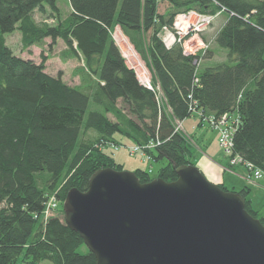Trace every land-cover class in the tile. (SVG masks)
I'll return each instance as SVG.
<instances>
[{"label":"trees","instance_id":"16d2710c","mask_svg":"<svg viewBox=\"0 0 264 264\" xmlns=\"http://www.w3.org/2000/svg\"><path fill=\"white\" fill-rule=\"evenodd\" d=\"M58 2L0 0V264H96L66 224L63 203L73 189L86 192L96 171L124 169L114 158L116 149L128 148L123 138L145 160H167L157 178L172 182L178 167H197L195 143L178 123L197 113L217 120L230 114L237 120L234 157L264 172V0H164L165 14L158 0H69L65 18ZM191 12L212 17L210 28L219 13L225 23L205 50L187 54L184 40L167 48L163 29ZM117 27L149 68L152 88L128 66L114 39ZM15 31L24 49L42 51L40 64L7 45ZM49 39L51 48L59 40L65 45L66 60L81 63L73 71L79 85L46 72ZM213 44L229 52L230 63L199 72ZM135 173L143 184L153 180L142 169ZM238 193L259 219L251 188Z\"/></svg>","mask_w":264,"mask_h":264},{"label":"water","instance_id":"95a60500","mask_svg":"<svg viewBox=\"0 0 264 264\" xmlns=\"http://www.w3.org/2000/svg\"><path fill=\"white\" fill-rule=\"evenodd\" d=\"M176 175L143 184L133 171L100 169L86 192H69L65 222L96 264H264V225L244 196L192 165Z\"/></svg>","mask_w":264,"mask_h":264},{"label":"rangeland","instance_id":"374dc122","mask_svg":"<svg viewBox=\"0 0 264 264\" xmlns=\"http://www.w3.org/2000/svg\"><path fill=\"white\" fill-rule=\"evenodd\" d=\"M158 1H159V8H161L160 11L163 12L165 10V5H164L165 3H163L164 0H158ZM58 4H59V7L62 11L63 17L66 16L68 14L67 10L69 8L68 1L67 0H59ZM221 16H222V14L219 13L218 16L216 18H214L216 26L218 23L219 24L222 23L221 18L223 16L222 17ZM35 17H36V20L38 22H44V18L41 15L36 14ZM219 17H221V18L218 20ZM198 20H200V18L194 17L191 21L193 23H198ZM47 21L50 24L54 23L52 20H47ZM188 23L189 22H187V21H184L182 23V32L185 33L186 36L189 34L187 37L192 35L191 32L194 31L191 29V25ZM210 24H212V23H210ZM210 24H209V27H210ZM198 26H199V24H198ZM202 27H203V25L201 26V28ZM117 33L119 35H121L120 34L121 32L119 30H117V32L115 34V39H116L117 45L119 46L124 58L126 59L128 66L135 70V72L137 73V76H138V78L142 84L152 88V86H153L152 76L153 75L151 74L146 63L141 59V57L136 52V50L134 49V47L132 46L130 41L126 37H124L123 35L120 36V38H118ZM216 34H217V31L213 30V25H212V27L205 34H203V32H202V38H205L206 40L211 41L210 43H207L208 45L205 44V42L199 37L200 34H198V35L191 37L190 39H188L186 41L184 40V48L188 53H195L196 51H199V50H205L206 46H209V44H212V41L215 39ZM163 37H164V35H163ZM21 39H22V36H21V33L19 31H15L12 34L6 35L7 45L13 50V52L16 56L21 57L23 59H32L37 64H40L42 62V59H41L42 51L37 47H31L28 49H24L22 46V40ZM60 43H62V42H60ZM211 46H212L211 51L207 54V56L201 62V65L199 67V72L204 71L206 68H209V67H216L217 64L227 62V59H228L227 54L229 55V52L226 51L225 49H220L219 47L216 46V44H213ZM44 50H45V54L49 55V57H50V59L46 63V72L47 73H49L50 75H53V76H57V75H59V73H61L63 80L71 86H77L80 84L79 77H74L73 71L75 68L79 67L81 65V63H79L75 59L74 60H72V59L66 60L63 57V53L66 50V47L64 46L63 43L62 44L56 43V45L52 46V48H51V40H47L46 44L44 46ZM227 63L229 64L230 61ZM157 90L160 91L159 88ZM120 105H121V102H120ZM199 124H201V125H199ZM180 125H181L180 129L182 130V132L196 144L195 145L196 147L194 146L193 148L195 150L194 155L196 157L197 167L199 169H200V166L202 165V163H204L206 161L205 157H203V156H206L207 158L212 159L211 156L213 154L219 152L220 153L219 155H221V159L223 160V162H225L228 159L227 161H228V165L230 166V168L234 169L236 167H241L244 171H246L245 176L246 177L248 176V172L246 170L247 168L244 165V162L242 161V162H238V163H233V160L235 159L234 153L232 155H228L224 151V149L222 148V143L220 142L221 141V131L219 129H217L215 125H213L209 121H203V119H201L200 116L197 114L192 115L188 119L184 120L183 123ZM122 141L127 146L133 144L132 141H130L129 139H126V138H123ZM130 152L131 151H129V149H127V148H123L119 152L114 151V158L116 159V162L123 166V168H124L123 170L131 171V170H133V168L135 166L139 165L138 160L143 161L144 164H143L142 168L144 169V171H146L150 175V177L152 179L157 178L160 169L163 168L164 166H166L168 163L167 160H159V161H155L153 159L150 161L145 160L148 158L144 154V152L141 150H139L136 153H133V155ZM222 152L224 153V155H226L227 159L224 157ZM210 153H212V155ZM214 162H216V161H214ZM235 181H236V183H235ZM253 183H255L256 185L264 187L263 179L259 180L258 178H256L253 180ZM244 184H245V181L241 180L240 178L234 177L232 181H230L229 183H227V185H225V187L231 192H240V190L244 186ZM248 186H249V184H248ZM249 187L253 190L254 193H257L256 189H254L251 186H249ZM253 197L255 198L254 195L251 196L252 199H253ZM256 198H258V200ZM256 198H255L256 199L255 204L257 205L256 202H258V204H260V206L259 207H258V205L255 206L254 210H256V211L258 210L261 213V214L258 213L259 214V220H260V218L264 217V209H263V207H264V192L256 195ZM42 264H52V263L49 261H45Z\"/></svg>","mask_w":264,"mask_h":264},{"label":"built area","instance_id":"2783aa9c","mask_svg":"<svg viewBox=\"0 0 264 264\" xmlns=\"http://www.w3.org/2000/svg\"><path fill=\"white\" fill-rule=\"evenodd\" d=\"M194 17L200 18V20H198V23H193L191 21ZM184 21L189 22L188 24L191 25V29L194 30L193 32H191L192 35L189 36L191 38L195 35L205 32L206 29L209 28V24L212 23L213 18L210 16H205V15L196 13V12L179 15L175 19V22L172 28H168V27L164 28L163 39L168 47L172 46L175 43H181L189 35L188 34L186 36V34L182 32V23ZM202 25L203 27L201 28ZM186 53L190 54L187 51ZM198 115L202 116V113H199ZM203 121L211 122L213 125L216 126L217 129L221 131V141L220 142L222 143V148L228 155H232L233 150H234L233 141H234V134L237 128V120H235L230 114H225L223 117L219 118V120H217V118L215 117H210V118L203 119ZM180 126L181 125L178 123L179 129H180ZM152 147H155L153 142L150 143V148ZM139 150H141L139 149V147L131 148L130 153L133 155V153H136ZM234 158L235 159L233 160V163H238L242 161L244 162V165L247 168L246 170L248 172L249 180L253 181L254 179L258 178L259 180L263 179L264 181V172L256 168L254 164H252L251 162L245 161L242 157L238 155L235 156ZM53 201L54 199L50 200L47 206L48 209L46 210V214L49 217L52 216L54 209H56V204Z\"/></svg>","mask_w":264,"mask_h":264},{"label":"crops","instance_id":"0c3cea01","mask_svg":"<svg viewBox=\"0 0 264 264\" xmlns=\"http://www.w3.org/2000/svg\"><path fill=\"white\" fill-rule=\"evenodd\" d=\"M163 3H165L164 5H165V10L162 12V11H160L161 10V8H159V13L160 14H165V12L169 9V4H168V2H163ZM68 5H69V8H68V10H67V15L66 16H64V18L65 17H67L71 12H72V8L70 7V4H69V2H68ZM222 17V16H221ZM221 17H219L218 18V20L221 18ZM222 19V23H218L217 24V26H216V23L214 22V25H213V30H216L217 32L218 31H220V29L222 28V26L224 25V23H225V20L223 21V17L221 18ZM218 29V30H217ZM117 30H119L121 33V35H119L118 33H117V35H118V38H120V36H124V37H126L123 33H122V31H121V29H120V27H117L116 28V31H115V34H116V32H117ZM115 34H114V39H115ZM127 38V37H126ZM128 39V38H127ZM50 40V39H49ZM129 40V39H128ZM47 41V40H46ZM115 41H116V39H115ZM61 41L59 40V41H57V44H62V43H60ZM116 44H117V42H116ZM65 46V45H64ZM119 47V46H118ZM122 53V52H121ZM199 67H200V65H199ZM219 142V141H218ZM133 143V142H132ZM132 145L133 144H131V145H128L127 147H128V149H131L132 148ZM196 145V144H195ZM130 146H131V148H130ZM196 147V146H195ZM119 151H121V149H119V150H117L116 152H119ZM211 155H212V153H210ZM220 153L219 152H217V153H215V154H213L211 157H212V159H210V158H207L206 156H203V157H205V162L204 163H202V165L200 166V171L202 172V173H204L206 176V178L211 182V183H213V184H216V185H227V183H229L230 181H232L233 180V178L235 177H237V178H240L241 180H243V181H245V184H244V186L241 188V190L245 187V186H248V184H249V186H251V187H253L254 189H256L257 190V193H254L253 192V190L251 189V196L252 195H254L255 196V198H256V195H258L259 193H262V192H264V187L263 186H259V185H256L255 183H253V181H249L248 180V178L245 176V172L246 171H244L241 167H236V168H230V166L228 165V159H227V157H226V155H224V153L222 152V154L224 155V157L227 159L225 162H223V160L221 159V155H219ZM144 159V158H143ZM139 161V165L138 166H135L134 168H133V170H131V171H133V172H135L136 170H138V169H141L142 168V166H143V161H140V160H138ZM214 161H216V162H214ZM142 170H144L143 168H142ZM247 174V173H246ZM246 177V178H245ZM235 183H236V181H235ZM251 196H250V199H251V201H252V204H253V206H254V209H255V206H257L258 205V207L260 206V204H258V202H256L257 203V205L255 204V201H256V199L258 200V198H254L253 197V199L251 198ZM263 209H264V207H263ZM256 211V210H255ZM257 212H259L258 210H257ZM260 213V212H259ZM261 214V213H260Z\"/></svg>","mask_w":264,"mask_h":264}]
</instances>
